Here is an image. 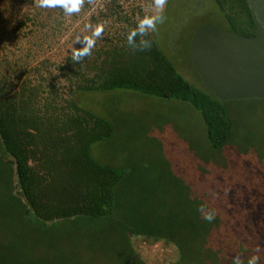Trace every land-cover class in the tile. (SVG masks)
Returning <instances> with one entry per match:
<instances>
[{
	"label": "trees",
	"instance_id": "obj_1",
	"mask_svg": "<svg viewBox=\"0 0 264 264\" xmlns=\"http://www.w3.org/2000/svg\"><path fill=\"white\" fill-rule=\"evenodd\" d=\"M213 1L229 31L258 35L247 0ZM125 2L110 0L109 8L89 15L84 0L68 16L38 7L39 0H0V264H148L135 238L173 246L178 257L168 264H232L235 256L252 255L264 264L260 148L247 147L235 167L207 164L194 174L193 187L147 186L136 172L94 157L93 147L111 139L113 127L78 95L133 91L189 103L217 154L236 137V109L264 105L223 103L196 72L203 88H195L151 29L128 44L138 22L153 16ZM98 26L103 32L91 54L73 62ZM248 140L260 139L250 133ZM201 206L214 210L212 221Z\"/></svg>",
	"mask_w": 264,
	"mask_h": 264
},
{
	"label": "rangeland",
	"instance_id": "obj_2",
	"mask_svg": "<svg viewBox=\"0 0 264 264\" xmlns=\"http://www.w3.org/2000/svg\"><path fill=\"white\" fill-rule=\"evenodd\" d=\"M109 4L110 0H90L89 15L106 10ZM125 4L140 7L153 17H163L162 22L156 23V30H152L161 50L187 81L202 89L190 62L189 46L194 33L203 25L229 29L214 1L166 0L162 10L155 7L154 0H126ZM77 99L113 127L112 138L93 147L94 157L103 165L136 172L147 186L193 187L194 174L211 162L220 167H235L237 158L251 146L263 150L261 156L264 155V105L236 109V137L224 153L217 154L208 143L200 113L189 103L133 91L85 94ZM250 133L260 140H248L245 144ZM171 194L176 196V189ZM133 246L148 264H168L178 257L177 250L165 243L135 238Z\"/></svg>",
	"mask_w": 264,
	"mask_h": 264
},
{
	"label": "water",
	"instance_id": "obj_3",
	"mask_svg": "<svg viewBox=\"0 0 264 264\" xmlns=\"http://www.w3.org/2000/svg\"><path fill=\"white\" fill-rule=\"evenodd\" d=\"M247 2L258 27L256 37L203 25L190 42L195 72L223 103L264 100V0Z\"/></svg>",
	"mask_w": 264,
	"mask_h": 264
},
{
	"label": "clouds",
	"instance_id": "obj_4",
	"mask_svg": "<svg viewBox=\"0 0 264 264\" xmlns=\"http://www.w3.org/2000/svg\"><path fill=\"white\" fill-rule=\"evenodd\" d=\"M84 3V0H39L38 7L40 8H61L64 11L65 15H72L75 13H79L81 11V6ZM155 7L157 9H163L166 0H154ZM162 16L156 17H145L144 19L140 20L137 24L136 29L131 31L128 35V44H132V37L137 33L145 34L149 29L155 31L156 30V23L162 22ZM103 32V27L98 26L92 31L91 37L84 38L85 46L81 49H77L72 54V61L76 62L81 60L84 56H88L91 54V49L94 47L95 38L100 37L101 33ZM146 48L151 47L148 41H142ZM201 213L205 214V219L208 221H212L215 217L214 210H209L204 206H201L199 209ZM260 257L259 255H252L247 258L246 261L241 260L239 256H235L232 259V264H259Z\"/></svg>",
	"mask_w": 264,
	"mask_h": 264
}]
</instances>
